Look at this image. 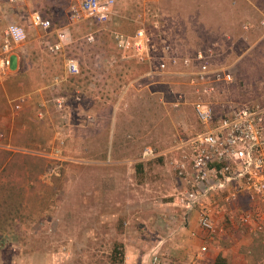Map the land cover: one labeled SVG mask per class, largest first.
Wrapping results in <instances>:
<instances>
[{"label":"rangeland","instance_id":"1","mask_svg":"<svg viewBox=\"0 0 264 264\" xmlns=\"http://www.w3.org/2000/svg\"><path fill=\"white\" fill-rule=\"evenodd\" d=\"M22 1L19 20L3 18L0 32L10 22L21 25L23 53L27 48L35 53L29 64L51 67L52 73L33 70L15 80L19 91L37 90L18 111L10 107L11 90L0 92V123L33 121L35 130L17 131L12 144L41 153L45 166L37 168L24 154L16 158L24 191L16 216L0 219V264H112L115 243L123 245L122 264H156L154 257L159 264H209L215 255L226 264H264V236L250 235L236 222L245 201L231 206L236 214L231 229L204 255L191 250L195 241L170 220L180 186L172 148L203 130L192 106L198 94L188 81L200 65L196 54L233 76L232 83L215 85L211 94L199 87L216 120L243 106L264 105V0H115L120 13L136 14L134 28L122 25V30L134 33L142 27L139 20L151 35L150 63L115 47L112 32L125 19L69 24L65 0H35L36 8L50 11L47 35L31 24L33 11L25 5L33 1ZM66 24L71 41L50 54L46 43ZM168 58L176 63L170 65ZM68 59L76 60L78 74L65 71ZM15 68L12 55L10 70ZM14 78L0 74L1 83ZM57 97H63V112L54 106ZM145 146L157 156L142 161ZM183 247L190 255L182 254Z\"/></svg>","mask_w":264,"mask_h":264},{"label":"built area","instance_id":"2","mask_svg":"<svg viewBox=\"0 0 264 264\" xmlns=\"http://www.w3.org/2000/svg\"><path fill=\"white\" fill-rule=\"evenodd\" d=\"M67 1L69 24L81 21L104 24L117 16L114 10L115 0ZM30 20L33 27L42 31L51 27L49 19L38 12L32 13ZM247 28L248 25H245L244 29ZM112 34L118 51L131 54L140 62H151L152 38L145 27L136 29L131 35L119 32ZM58 36L57 42L46 45L50 54H56L62 49L63 38L62 35ZM25 39L26 33L21 25L14 22L6 25L4 40L0 44V74L8 71L10 55ZM87 39L92 41L93 37ZM168 48L166 46L164 50L167 51ZM196 58L200 65L189 75L188 81L198 94L192 106L203 130L179 139L172 148L176 156L171 165L180 185L174 195V204L180 210V226L187 228L195 218V223L202 232L203 241L199 254L203 255L208 250V244L214 243L223 232V228H219L213 218V210L234 203L238 197H244L248 204L237 215V225L250 235L264 236V105L243 106L216 120L211 104L199 95V87L211 94L215 91V85L232 83L233 76L225 69L211 68L204 61L201 52L196 54ZM163 60L159 64L161 70L166 68L167 63H176L174 58H168L167 63ZM184 62L188 66L189 61ZM65 71L69 75L78 74L76 60L68 59ZM23 101V98L13 101V109L20 110ZM54 106L56 110L63 112V97H57ZM156 156L157 153L151 146L143 147L140 154L142 161ZM231 220L232 216L228 222ZM190 236L196 237V233L191 231ZM262 245L264 249V239ZM153 261L159 264L157 257Z\"/></svg>","mask_w":264,"mask_h":264},{"label":"crops","instance_id":"3","mask_svg":"<svg viewBox=\"0 0 264 264\" xmlns=\"http://www.w3.org/2000/svg\"><path fill=\"white\" fill-rule=\"evenodd\" d=\"M28 1L29 0H27V2ZM32 1H31L32 3H30L29 5H28L29 2L25 5V6L28 7V10H32L33 13L34 12H38L40 14L42 13L41 14L42 17L46 18L45 15L50 12V11H48V8L47 7L46 8H44V7L36 8V5H35L36 2H34L35 0H32ZM19 2H23V1L22 0H14L13 2H9V1H6V0H1L0 1V20H3V18H5V17H10V19L18 21L19 20L18 10L24 7ZM65 2H66V7H65V10L63 11V14H64V16L66 18V21H67L68 1L65 0ZM8 6H9V8H8ZM114 10H115L117 16H115V18L113 20H116V18L125 19V20L121 21L120 22L121 26L119 27V29H115L113 32H119V33H122V34H125V35L133 34L132 33L133 30L132 31H128L127 30L128 28L125 29V30H122L123 29L122 25L129 26V28L133 27L132 25H136V24L133 23V20H134L136 14L120 13V10L117 9V5H115ZM120 14H122V15H120ZM135 22H137L138 25H140V26H144L143 23L141 21H139V20L135 21ZM120 23H113V24L115 25V27H118L120 25ZM68 26L69 25L66 24L61 29H59L61 31V33H59L58 35H60V36L62 35V38H63L62 39V43L64 42V40L67 41L68 39H70V41H71L70 30H69L70 26L69 27ZM4 30L5 29H3L2 32H0V44L4 40ZM29 32H30V30H29ZM31 32H35V29L32 28ZM45 33H47V35H48L49 32L45 31ZM58 35H56L55 41L47 42L46 45L49 44V43L51 44V43L57 42L58 41V37H59ZM112 38H113V34H112ZM22 47H23V44L21 46H19V48L17 50H15L10 55V57L12 55H16V68L11 71L10 70V65H9V69L6 72L7 74H10V76L16 77V78H14L13 79L14 81L10 82L9 84H7L6 82L5 83H3V82L1 83L0 82V84H1L0 85V92L6 94V91H8V90L10 91L11 90L10 93L12 92V95H15V97L11 101H9L10 107L12 109H13V101H15V100H17L19 98H23L24 99V101L22 103V106H23L24 104H27V103H29L31 101V99H32L31 95L33 96V94H35L36 91H37V90H33V91L29 92V93L19 91L18 89H16L17 88L16 86H18V85L16 84L15 80L17 82H19V79L21 80V79L24 78V74H25V77H26L29 73L32 74L33 70L38 71L39 74H41V75H43L44 73H47V74L52 73L51 72V67L50 68L46 67V66L39 67V66L35 65L34 62H33V64H29V62L34 57L35 53H34L33 50H29L28 48H27V51H25V53H23L24 50H23ZM10 57H9V61H10ZM24 68H25V70H23ZM64 69H65V65H64ZM20 74H22L23 76L21 77ZM12 123L10 122V126L7 125L5 127H3L2 124L0 123V129L3 128V130H0V150L7 151V152L12 153V154H24V155H29L30 154V155H34L36 157L43 158V156L39 152L32 151V150L25 149V148H20L19 146H15L14 144H12L14 133H16L17 131H21V130H24V131L28 130V129L35 130L34 127H32V124L34 122L33 121L19 122L17 120L15 122V124H12ZM3 131L4 132L8 131V133L3 134ZM240 201H245L246 207H247L248 203H247L246 199L244 197H238L237 200L234 203L229 204V205H225V206L222 205L221 209H217L216 211L213 210V218H214V220L217 222V225H218L219 228H223V232L221 234H219L217 240L223 238L226 235V233L231 229L230 228L231 224L228 222V220L231 218V216L234 217L236 215L235 213H233V209H232L231 206L236 207L235 204L239 203ZM179 216H180V210L177 209L176 215H172L170 217L171 224H175L174 226L176 228H178V231L184 230L189 235H190L191 231H194L196 233V237H191L193 239V241H195V242H192L194 247H193V249H191V250L194 251L195 247L199 248L201 246V242L203 241L202 232L197 227V224L195 223V218L191 221V223H189L187 225V228L181 227L180 226L181 219H180ZM176 220L179 221V225L178 226H176L177 225ZM170 228H171V226H170ZM167 230H169V229L167 228ZM170 234L171 235L174 234L172 230H170ZM216 241L214 243H209L208 244V246H207L208 250H207V252L205 254H207L209 252L210 247H213V245L216 243ZM173 246L174 245L172 244V247ZM180 250H182V251L185 250V251L182 252V254L185 255L187 252L189 253L190 248L183 247ZM198 251H199V249H198ZM189 255H190V253H189ZM215 261H216V255L212 256L211 257V261H208L206 263L215 264ZM231 264H242V263L241 262H239V263L233 262Z\"/></svg>","mask_w":264,"mask_h":264},{"label":"trees","instance_id":"4","mask_svg":"<svg viewBox=\"0 0 264 264\" xmlns=\"http://www.w3.org/2000/svg\"><path fill=\"white\" fill-rule=\"evenodd\" d=\"M10 154L6 151L0 150V219L2 218L1 220L4 222L10 218L13 219L16 216L17 211H19V208L21 207V201L19 202L17 198L19 197V194H22L24 191L20 181V175L22 172H18L19 161L16 160L17 156L20 157L21 155L13 154L10 157ZM22 156L23 158H26L28 162L35 164L37 168H41V170L44 169V159H41L40 157ZM109 261L112 264L123 263L124 252L122 244H114L109 255ZM215 264H226V262L223 258L218 256Z\"/></svg>","mask_w":264,"mask_h":264}]
</instances>
